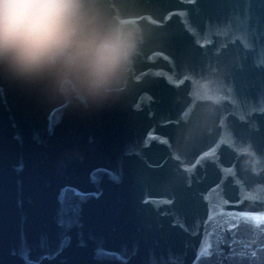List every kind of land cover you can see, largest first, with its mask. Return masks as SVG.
<instances>
[{
    "label": "water",
    "instance_id": "1",
    "mask_svg": "<svg viewBox=\"0 0 264 264\" xmlns=\"http://www.w3.org/2000/svg\"><path fill=\"white\" fill-rule=\"evenodd\" d=\"M176 1L127 0L144 49L104 109L0 79V264H264V0ZM183 13L197 29L174 20ZM169 75L190 78L166 88ZM197 80L225 92L203 119L177 101ZM150 113L169 120L161 137L177 120L193 142L132 154Z\"/></svg>",
    "mask_w": 264,
    "mask_h": 264
},
{
    "label": "clouds",
    "instance_id": "2",
    "mask_svg": "<svg viewBox=\"0 0 264 264\" xmlns=\"http://www.w3.org/2000/svg\"><path fill=\"white\" fill-rule=\"evenodd\" d=\"M114 2L0 0V79L81 110L115 103L145 37ZM200 92L217 102L210 86Z\"/></svg>",
    "mask_w": 264,
    "mask_h": 264
},
{
    "label": "snow or ice",
    "instance_id": "3",
    "mask_svg": "<svg viewBox=\"0 0 264 264\" xmlns=\"http://www.w3.org/2000/svg\"><path fill=\"white\" fill-rule=\"evenodd\" d=\"M61 223L63 224L64 221L62 220ZM68 223H69V225H71V221H68ZM102 254L107 255L106 253H102ZM23 258L25 259L26 264H30V262H28V258H27V255L26 254L23 256Z\"/></svg>",
    "mask_w": 264,
    "mask_h": 264
}]
</instances>
